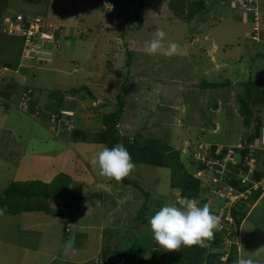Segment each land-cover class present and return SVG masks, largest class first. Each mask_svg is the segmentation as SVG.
<instances>
[{
    "label": "rangeland",
    "instance_id": "rangeland-1",
    "mask_svg": "<svg viewBox=\"0 0 264 264\" xmlns=\"http://www.w3.org/2000/svg\"><path fill=\"white\" fill-rule=\"evenodd\" d=\"M205 2L201 11L186 21L170 13L168 0H144L138 14L143 19L139 29L131 27L136 25L137 0L125 14L119 5L113 8L109 0H7V12L38 15L61 31L56 43L44 45L41 61L30 68L20 67V72L28 73V79L24 74L20 80L21 85L31 81L38 85L40 91L35 94L42 100L49 89L58 91L63 96L59 107L67 101L65 107L74 110L66 112L69 117L64 115L62 123L90 134L102 128L104 115L114 110L115 95L121 93L125 107L118 128L123 136L129 140L136 134L157 137L179 150L186 169L210 186L206 203L214 210L216 204L221 211L234 199L225 201L226 188L215 189V181L222 178H215V172L220 175L230 169L232 161L239 158L235 147L244 146L246 135L258 131V122L264 126V102L250 104L253 119L258 120L244 125L237 98L246 91L244 81L259 82V90H264V0H246L244 4L237 0ZM246 7L258 12L256 29L253 12ZM158 28L179 44L178 55L150 56L142 50ZM51 66L54 69L50 70ZM11 70L4 71L7 82H12L9 75L15 74ZM202 80L227 81L229 85L202 88ZM9 85L14 87L13 83ZM249 88L255 89V85ZM74 89L77 91L73 94L70 91ZM66 94L74 98L65 99ZM27 105L26 98L22 108ZM16 112L13 119L6 117L1 122L12 129L14 136L7 139L0 134V194L13 180L16 155L19 157L34 137L50 136L49 130L38 128L35 119ZM87 144L84 155L91 157L106 147L103 143ZM213 146L214 156L227 147L221 160L208 157ZM199 160L210 170L205 173L209 179L205 180L203 171L198 170ZM135 165L125 178L137 182L142 190L132 183L100 177L91 167L93 184L70 183V194L65 196L71 201L68 206L55 197L51 201L63 210V217H49L41 211L4 212L0 215V264H104L103 252L111 247L110 253H115V243L126 253L115 257V264H120L121 257L126 264H175L159 261L153 252L155 244L142 257L133 254L137 250L129 239L137 236L140 247L151 246L148 218L164 204H177L182 199L179 191L170 189L168 168ZM104 183L109 196L102 191ZM260 185L262 193L251 205L258 203L260 208L235 236L239 256L252 259L254 264H264V182L257 187ZM83 195L90 196L81 198ZM141 202L149 209L140 214L146 222L134 220ZM67 243L71 248L65 254Z\"/></svg>",
    "mask_w": 264,
    "mask_h": 264
},
{
    "label": "trees",
    "instance_id": "trees-1",
    "mask_svg": "<svg viewBox=\"0 0 264 264\" xmlns=\"http://www.w3.org/2000/svg\"><path fill=\"white\" fill-rule=\"evenodd\" d=\"M109 1L113 8L119 5V10L122 14H125L127 8L132 6L135 2V0ZM137 2L138 5L135 14L136 25L131 27L139 29L143 25V19L139 17L138 14L139 11L142 10L144 0H137ZM205 5V0H168L170 13L173 15L175 12L173 15L174 17L186 21L192 20L194 16L201 11L202 6ZM6 13H8L7 0H0V68L7 67L14 70L20 62L22 39L18 35H8L2 31L1 21ZM6 77L7 76H3L0 78V87L2 84L6 83H13L16 85L17 82L13 76H10L12 82H7L8 79H5ZM252 81L242 82L246 91L242 93V96L239 95L237 97L239 102L238 113L240 121L244 125H250L252 122L258 120V118L255 120L253 119L254 115L250 104L253 103L254 105L258 100L264 102V90H259L258 88L261 84ZM253 84L255 85V89L249 88V85ZM223 85H229V82L220 83L202 80L199 87L212 89ZM124 87L125 85L123 84V88ZM13 89L14 88H8V91L5 89L1 91V93L8 97ZM75 91L77 90L74 89L70 92L74 94ZM30 95H32V92H30ZM29 99L30 98H28L27 101H29ZM115 99V108L104 115L103 126L100 130L90 134L83 129L73 128L69 130L68 138L72 141L103 143L108 148H112L116 144L121 143L131 154L134 163L168 168L170 170V189L179 191L181 198H195L199 201L200 206L205 204L206 198H208L205 196V193L210 189V186L204 185L202 178L195 177V173H191L186 169L184 163L180 159L179 150L171 147L168 142L157 137L136 134L129 140L120 134L121 131L118 128V123L125 107V101L121 93H117ZM29 102L26 112L33 114L34 110H32V106H30V104H32V99H30ZM257 127V132L246 135L244 146L235 147V151L239 158L232 161V167L218 176L215 174L217 178L222 175L221 179L215 181L216 190L226 188L237 195L246 193L247 190H249V192L246 193L245 197H238L220 211L221 213H219V216L221 217L223 225L222 230L216 231L214 238L206 242L208 246L182 247L180 251L165 252L156 244L153 237L151 246L148 248H144L143 246L140 247L138 245V237L136 236L132 237L133 240L129 239V241H133L134 250H137V252L133 254L142 257L146 252H149V249L155 244V250L153 249V252L156 254L159 261H168L175 264H234V261L239 256L235 240L236 233L243 227L247 219H251L252 214L255 215L257 209L260 208V205L256 206L258 203L251 208V205L258 199L263 190V186L260 185L254 189L253 185L260 181L262 182L264 179V146L260 144L254 146L256 140L260 137L262 125L258 122ZM214 148L216 147L213 146L211 148L210 152L207 154L208 157L214 156ZM226 152L227 147H224L215 156L221 160ZM249 168H251V171H249ZM198 170L203 171V177H205L204 179L206 180L208 175H205V173L210 170H208V167L203 162L201 163L200 160L198 162ZM244 175H246V178H244ZM122 181L124 183H132L131 180L127 178H124ZM71 182V178L63 173L57 174L49 182L37 179L11 181L0 194V207L1 209H6L4 211L5 213L11 214L41 211L45 215L63 217V210L53 205L51 201H53L55 197L59 200H63V203L65 202V205L68 206V203H71V201L65 196L70 194L69 185ZM132 184L135 187H139L137 182H133ZM139 188L142 190L141 187ZM144 194L148 196V192H144ZM89 196L90 195H85L84 197L88 198ZM225 201H228V198H226ZM210 208L212 209L213 207ZM136 210L137 215L135 213L134 220L146 222L147 219L145 217L140 218V214H142L143 211H149L146 203L141 202V205L139 203ZM156 211L157 210H155V212ZM262 213L264 214V211ZM226 216H228L230 220L226 219ZM67 227L68 226L64 227L65 232L68 230ZM228 242L230 243L229 245ZM112 247L116 250L115 253H110V247L105 249L102 254L104 264H115V257L119 255L126 256L124 250L122 251L116 248V243L113 244ZM108 258H110V260Z\"/></svg>",
    "mask_w": 264,
    "mask_h": 264
},
{
    "label": "crops",
    "instance_id": "crops-1",
    "mask_svg": "<svg viewBox=\"0 0 264 264\" xmlns=\"http://www.w3.org/2000/svg\"><path fill=\"white\" fill-rule=\"evenodd\" d=\"M52 69H54V67L51 66L50 70ZM24 74L27 76L28 73L18 71V73L13 75L17 82L14 87L9 85L10 83L2 84L0 87V134L6 135L8 137L7 139L14 136L11 135L12 129L8 128V125L1 124V122L6 117L12 118L13 113L17 114L16 111H21L28 117L35 119L36 122L34 123L37 124L38 128L45 131L49 130L50 136L34 137L29 146H25L21 155L19 157L16 155V158L18 159L14 161L16 172L12 181L37 179L44 182H49L57 174L63 173L68 175L72 182H82L83 185L90 187L94 182L95 176L91 170L92 166L89 163V159L87 160L86 156H88L90 159L92 157L90 155H84V152L88 151L89 149V144H87L88 142L85 143L83 141L80 142L70 140L68 138V130H70L73 126L68 123H62V120L65 118V116L69 117V114L66 112L71 113L74 110L65 107L68 104L67 101L65 103L66 105H63L64 107H59L63 96L54 89H49L43 100L39 99L37 94H35L36 91H40L38 85H34L32 81L21 85L20 80H23ZM3 75L4 72L0 73V78L3 77ZM18 75L20 76V79L18 78ZM31 75L34 76L33 73H31ZM19 86L22 87L19 89ZM8 88L14 89L11 91L10 95L6 97L1 93V91H4L5 89L8 91ZM30 92H32V95H30ZM26 98L27 100L28 98L32 99V104H30V106H32V110H34L33 114L26 112L28 105L25 109L22 108L23 105H25ZM71 98L72 97L68 94L65 95V99ZM80 143H82L84 146H81ZM80 147H84V149L79 151ZM96 179L100 181L98 177H96ZM106 182L108 181L106 180ZM105 186V183L102 184V191L107 192V195L109 196L110 192ZM84 196L85 195H83V197ZM211 210L216 215L221 213L216 204L215 210ZM67 225L68 223L66 221L64 226ZM121 258L120 264H125L126 261L123 257ZM108 259L110 260V258Z\"/></svg>",
    "mask_w": 264,
    "mask_h": 264
},
{
    "label": "clouds",
    "instance_id": "clouds-1",
    "mask_svg": "<svg viewBox=\"0 0 264 264\" xmlns=\"http://www.w3.org/2000/svg\"><path fill=\"white\" fill-rule=\"evenodd\" d=\"M56 31L55 36H58L61 31ZM52 42L46 43L52 44ZM142 50L150 56L162 55L171 58L180 53V46L174 40L169 39L164 30L158 28L153 38L145 44ZM43 53L40 55V59H26L22 57L21 47L20 62L17 68L11 71L18 73L20 67L25 68L41 61ZM7 69V67L0 68V73H2V70L4 72ZM10 76L13 75L10 74ZM120 134L123 135L124 133L121 132ZM259 138L257 140L258 144H260ZM89 163L93 169L98 170V176L116 182H121L136 168L131 154L121 143L112 148H102L91 158ZM244 177L246 178V175ZM5 210L0 209V215H3ZM148 224L156 244L165 252L180 251L182 247H207L206 242L211 241L215 232L222 230L223 227L221 217L214 214L207 203L200 206L197 199L188 197L179 199L177 204H164L148 218ZM70 248V243L64 245L65 254ZM234 264H254V262L252 259H246L240 255L234 261Z\"/></svg>",
    "mask_w": 264,
    "mask_h": 264
},
{
    "label": "built area",
    "instance_id": "built-area-1",
    "mask_svg": "<svg viewBox=\"0 0 264 264\" xmlns=\"http://www.w3.org/2000/svg\"><path fill=\"white\" fill-rule=\"evenodd\" d=\"M242 4L246 2V0H237ZM249 3L252 0H247ZM248 11L253 12V20H254V29H256L258 20V12L255 8L246 7ZM254 9V10H253ZM2 31L8 35H18L22 39V57L26 59H40V55L43 53V47L46 42L55 41V33L52 30H60L58 26L52 25L51 23L46 24L43 21V18L38 15L25 14L24 12H16L14 14H6L3 16L1 21ZM24 104V102H23ZM260 131V144L264 145V126ZM259 138V139H260ZM251 171V169L249 170ZM217 178V177H215ZM245 178V177H244ZM215 180V179H214ZM264 179L262 180V183ZM257 184L253 185V188H257ZM249 192V190H247ZM246 192V193H247ZM246 193L233 194L229 189L227 194H223V197L228 199L236 200L238 197H245ZM233 200V201H234ZM226 219L230 220L228 216Z\"/></svg>",
    "mask_w": 264,
    "mask_h": 264
},
{
    "label": "water",
    "instance_id": "water-1",
    "mask_svg": "<svg viewBox=\"0 0 264 264\" xmlns=\"http://www.w3.org/2000/svg\"><path fill=\"white\" fill-rule=\"evenodd\" d=\"M70 199H73V197H72V198H70Z\"/></svg>",
    "mask_w": 264,
    "mask_h": 264
},
{
    "label": "bare ground",
    "instance_id": "bare-ground-1",
    "mask_svg": "<svg viewBox=\"0 0 264 264\" xmlns=\"http://www.w3.org/2000/svg\"><path fill=\"white\" fill-rule=\"evenodd\" d=\"M232 152V151H231ZM260 183V182H259Z\"/></svg>",
    "mask_w": 264,
    "mask_h": 264
}]
</instances>
